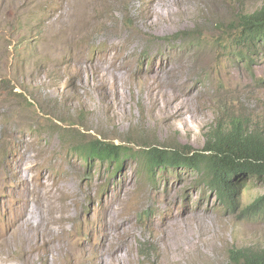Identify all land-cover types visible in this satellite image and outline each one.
Segmentation results:
<instances>
[{
	"label": "rangeland",
	"instance_id": "1",
	"mask_svg": "<svg viewBox=\"0 0 264 264\" xmlns=\"http://www.w3.org/2000/svg\"><path fill=\"white\" fill-rule=\"evenodd\" d=\"M53 1L0 0V264H232L264 248V221L242 212L264 184L231 212L196 174L151 183L134 160L112 172L75 150H202L232 116L264 137V53L248 68L220 46L264 0Z\"/></svg>",
	"mask_w": 264,
	"mask_h": 264
},
{
	"label": "trees",
	"instance_id": "2",
	"mask_svg": "<svg viewBox=\"0 0 264 264\" xmlns=\"http://www.w3.org/2000/svg\"><path fill=\"white\" fill-rule=\"evenodd\" d=\"M231 24L220 46L225 52L229 50L234 60L251 68L254 56L264 53V5L254 12L238 14ZM189 36L191 34L184 38ZM75 150L80 152L89 167L99 162L109 168L114 166L112 172L117 171L127 159L134 160L151 183L160 172L185 170L194 173L200 177V187L206 185L226 200L219 199L227 209L238 207L237 197L242 198L254 184L250 179L264 182V138L240 116H233L226 124L215 126L208 133L201 151L190 146L172 150L152 146L131 147L127 143L115 144L97 138L75 147ZM257 204L263 205L264 209V194L255 198L245 212L258 217ZM230 255L233 264H264V249L243 248L232 250Z\"/></svg>",
	"mask_w": 264,
	"mask_h": 264
},
{
	"label": "clouds",
	"instance_id": "3",
	"mask_svg": "<svg viewBox=\"0 0 264 264\" xmlns=\"http://www.w3.org/2000/svg\"><path fill=\"white\" fill-rule=\"evenodd\" d=\"M254 12V11H253ZM233 117V116H232ZM238 117V116H237ZM231 118V117H230ZM264 138V137H263ZM195 151H201V150H195ZM137 165V164H136ZM194 174V173H193ZM198 176V175H197ZM250 181V183H254V184H264V182L263 181H259L258 179H256V178H252V179H250L249 180ZM199 182H200V177H199ZM201 183V182H200ZM199 183V185H198V187H200V184ZM205 188H207V189H209L210 190V192L211 193H215V195H216V198H217V200L219 201V199L220 200H223V201H226V200H224V199H222L218 194H217V192H215L214 190H211L208 186H204ZM204 187H201V188H204ZM251 190H252V188H250V190L248 191V192H246L243 196H242V198H239V197H237V199L239 200V205H238V207L240 206V203H241V201H242V199L244 198V196H246V194L247 193H249V192H251ZM264 194V192H262L261 194H259L258 196H260V195H263ZM257 196V197H258ZM257 197H255V198H257ZM255 198L252 200V203H251V205L255 202ZM220 202V201H219ZM220 204L222 205V203L220 202ZM251 205H249V207L248 208H246V209H244L242 212H244V215H245V213L246 214H248V212H245V211H248V209L251 207ZM257 206H258V208L256 207V209H257V212L260 214H258L259 216L258 217H256V216H254V215H252L255 219H257V220H263L264 221V209H263V205H261V204H257ZM224 207V206H223ZM238 207H235V206H233L232 207V209H227V208H225L224 207V209H226V210H229V211H231V212H234ZM251 215V214H250ZM243 248H251V247H243ZM243 248H238V249H243ZM238 249H231L230 251H229V254H230V252L232 251V250H238ZM252 249H264V248H252ZM230 260H231V255H230ZM231 262H232V260H231ZM232 264H233V262H232Z\"/></svg>",
	"mask_w": 264,
	"mask_h": 264
},
{
	"label": "bare ground",
	"instance_id": "4",
	"mask_svg": "<svg viewBox=\"0 0 264 264\" xmlns=\"http://www.w3.org/2000/svg\"><path fill=\"white\" fill-rule=\"evenodd\" d=\"M42 1V0H41ZM43 1H45V0H43ZM48 1H50L51 2V4H50V7H53L54 6V1L53 0H48ZM79 1H81V0H79ZM39 2V1H38ZM49 9V8H48ZM91 18V17H90ZM88 20V19H87ZM115 174V173H114ZM117 174V173H116ZM34 197L35 198H37L38 200H40L41 199V194H35L34 195ZM27 211V210H26ZM30 217V216H29ZM32 221V220H31ZM30 221V219L29 218H27L26 220H24V222H23V226H30L31 224H32V222ZM22 227V226H21ZM20 227V228H21ZM33 227H35V225L33 224ZM12 228H16V226H13ZM19 229V228H18ZM21 231V230H20ZM23 232V231H22ZM18 233H20L19 231H18ZM178 233V232H177ZM180 235V234H179ZM182 235V234H181ZM180 235V236H181ZM182 239V238H181ZM51 241H52V238H50V237H45L44 239H43V243L42 244H50L51 243ZM2 243V242H1ZM181 243V242H180ZM49 248V247H48ZM45 250V249H44ZM3 253V252H2ZM1 256V255H0ZM1 259H2V257H1Z\"/></svg>",
	"mask_w": 264,
	"mask_h": 264
}]
</instances>
